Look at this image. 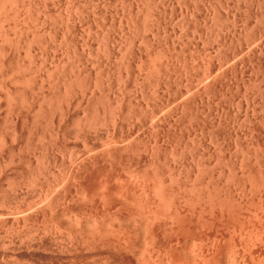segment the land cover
Returning <instances> with one entry per match:
<instances>
[{"label": "rangeland", "instance_id": "374dc122", "mask_svg": "<svg viewBox=\"0 0 264 264\" xmlns=\"http://www.w3.org/2000/svg\"><path fill=\"white\" fill-rule=\"evenodd\" d=\"M32 1L39 9L53 3L61 13H79L66 0L64 5L62 0ZM78 1L84 12L75 22L76 34L91 51L78 58L85 82L67 100L60 105L42 99L57 92L47 83L51 68L69 67L58 43L47 51L45 65L40 57L37 68H29L22 54L0 72V263L68 264L64 253L58 254L66 251L58 247L63 236L86 233L99 222L123 227L133 212L122 201L125 190H137L143 180L150 185L160 174L164 182H180L186 191L195 185L188 196L193 201L197 196L198 204L227 210L226 223L217 220L211 230L198 227L194 235L198 244L205 233H215L218 250L212 264H227L245 246V239L239 240L242 230L245 236L264 226L252 220L240 230L235 220L240 205L246 207V202L253 210L258 199L264 200V0ZM150 21L156 30L152 22L146 26ZM100 31L109 32L108 54ZM66 67L61 70L72 74ZM172 184L175 191L182 188ZM263 230L257 244L264 241Z\"/></svg>", "mask_w": 264, "mask_h": 264}, {"label": "bare ground", "instance_id": "6f19581e", "mask_svg": "<svg viewBox=\"0 0 264 264\" xmlns=\"http://www.w3.org/2000/svg\"><path fill=\"white\" fill-rule=\"evenodd\" d=\"M45 1V0H43ZM51 1V0H50ZM61 1V0H59ZM66 2L69 4V8H74L79 10L77 14L75 13H61L58 9L53 8L54 4L52 3L50 7L52 8H41L32 4V0H0V72H7L5 67L8 68V64L12 63L16 59H19L22 55L27 59V65L30 67L34 66L40 57L42 58L43 64H46L45 58L48 55V50L50 47L54 48V44L58 43L57 46L61 49L60 51L66 55L64 64L69 63L68 69L73 70V73L70 74L69 70L63 71L62 65L61 69H57V67L51 68L50 75L48 76V81L50 85H53L56 88L57 92H53L49 94L47 99L42 98L43 100L55 101L61 105V103L68 99L69 93L74 92L77 86H81L83 82V78L81 76V69L78 68L80 62H78L79 56H81L84 51L90 50V47L86 46L85 40H83L82 44L79 43L80 36L76 34V26L75 22L79 19L82 12H84V8L80 5L78 0H72ZM93 1V0H92ZM97 2L99 0H96ZM107 1V0H106ZM112 1V0H111ZM154 1V0H153ZM188 1V0H187ZM249 1V0H247ZM36 2V0H35ZM40 3L41 1L38 0ZM62 0V5L63 4ZM91 2V1H89ZM94 2V3H97ZM114 2V1H113ZM145 2V1H144ZM155 2V1H154ZM86 4V2H84ZM104 3V2H103ZM147 3V2H146ZM156 3V2H155ZM172 3V2H171ZM41 4V3H40ZM44 4V3H43ZM57 4H59L57 2ZM56 4V5H57ZM92 4V3H89ZM127 4V3H126ZM37 5V4H36ZM39 5V4H38ZM94 5V4H93ZM98 5V4H97ZM132 5V4H131ZM247 5V4H246ZM245 5V6H246ZM84 6V5H83ZM103 6V5H102ZM106 6V5H105ZM128 6V5H127ZM256 6V5H255ZM42 7V6H41ZM101 7V6H100ZM135 7V6H134ZM145 7V6H144ZM165 7V6H164ZM178 7V6H177ZM264 7V6H263ZM65 8V6H64ZM97 8V7H96ZM95 8V9H96ZM137 8V7H136ZM204 8V7H203ZM254 8V7H253ZM61 9V8H60ZM89 9V7H88ZM94 9V7H93ZM148 9V8H147ZM263 9V8H261ZM58 10V11H57ZM64 10V9H63ZM67 10V9H66ZM86 10V7H85ZM99 10V9H98ZM105 10V9H104ZM153 10V9H152ZM206 10V9H205ZM222 10V9H221ZM235 10V9H234ZM69 11V10H67ZM89 11V10H88ZM86 11V12H88ZM92 11V8H91ZM94 11V10H93ZM156 10H154L155 12ZM260 11V10H259ZM73 12V11H72ZM128 12V11H127ZM153 12V11H152ZM154 12L152 14H154ZM162 12V11H161ZM156 13V12H155ZM159 13V12H158ZM189 13V12H188ZM213 13V12H212ZM84 14V13H83ZM89 14V13H88ZM92 14V13H91ZM97 14V13H96ZM198 14V13H197ZM263 14V13H262ZM85 15V14H84ZM156 15V14H154ZM187 15V14H186ZM82 16V15H81ZM87 16V15H86ZM110 15H108L109 18ZM142 16V15H141ZM168 16V15H167ZM218 16V15H217ZM91 17V16H90ZM93 17V16H92ZM143 17V16H142ZM225 17V16H223ZM240 17V16H239ZM244 17V16H243ZM87 18V17H85ZM84 18V19H85ZM94 18H96L94 16ZM130 18V17H129ZM139 18V17H138ZM157 18V17H156ZM155 18V19H156ZM163 18V17H162ZM126 19V18H125ZM152 19V18H151ZM150 19V20H151ZM154 19V20H155ZM219 19V18H218ZM80 20V19H79ZM92 20V18H91ZM127 20V19H126ZM145 20V18H144ZM157 20V19H156ZM176 20V19H175ZM259 20V19H258ZM83 21V19H82ZM90 21V18H89ZM160 21V20H159ZM158 21V22H159ZM221 21V18H220ZM80 22V21H79ZM84 22V21H83ZM103 22V21H102ZM126 22V21H125ZM131 22V20H130ZM147 22L148 25L153 24L152 22ZM163 22V20H162ZM204 22V21H203ZM259 22V21H258ZM94 23V22H93ZM100 23V22H98ZM105 23V22H103ZM111 22H109L110 24ZM224 23V22H223ZM222 23V24H223ZM263 23V22H262ZM78 24V23H77ZM84 24V23H83ZM91 24V23H90ZM144 24V23H143ZM210 24V23H208ZM216 24V22H215ZM97 25V24H96ZM103 25V24H102ZM105 25V24H104ZM118 25V24H117ZM131 25V24H130ZM85 26V25H84ZM89 26V22H88ZM91 26V25H90ZM89 26V27H90ZM108 26V25H106ZM221 26V25H220ZM224 26V25H223ZM234 26V25H233ZM260 26V25H259ZM78 27V26H77ZM105 27V26H104ZM131 27V26H130ZM151 27V26H150ZM227 27V25H226ZM264 27V26H263ZM80 28V27H79ZM82 28V27H81ZM84 28V27H83ZM88 28V27H87ZM136 28V27H135ZM152 28V27H151ZM150 28V30H151ZM159 28V27H158ZM92 29V28H91ZM119 29V28H118ZM182 29V27H181ZM226 29V28H225ZM224 29V30H225ZM251 29V28H250ZM258 29V28H257ZM81 30V29H79ZM88 30V29H87ZM95 30V29H94ZM102 30V29H101ZM104 30V28H103ZM106 30V29H105ZM159 30V29H158ZM249 30V29H248ZM82 31V30H81ZM97 31V30H96ZM148 31V30H147ZM101 32V31H100ZM196 32V31H195ZM80 33V32H79ZM78 33V34H79ZM88 33V32H87ZM91 33V32H90ZM98 33V32H97ZM109 33V32H108ZM105 31L101 32V38L103 40L102 48L104 52L109 53V35ZM124 33V32H123ZM129 33V32H128ZM232 33V32H231ZM92 34V33H91ZM163 35V34H162ZM214 35V33H213ZM225 35V34H224ZM232 35V34H231ZM264 35V34H263ZM79 36V37H78ZM86 36V35H85ZM146 36V35H145ZM178 36V35H177ZM226 36V35H225ZM96 37V36H95ZM111 37V36H110ZM163 37V36H162ZM205 37V36H204ZM252 37V36H251ZM92 38V37H91ZM97 38V37H96ZM224 38V37H223ZM83 39V38H81ZM235 39V38H234ZM223 40V39H222ZM244 40V39H243ZM140 41V40H139ZM96 42V41H95ZM236 42V41H235ZM244 42V41H243ZM99 43V42H98ZM90 44V43H89ZM144 44V43H143ZM148 44V43H147ZM239 44V43H238ZM94 45V44H92ZM246 46V45H245ZM252 46V45H251ZM93 47V46H91ZM193 47V46H192ZM212 47V46H211ZM101 48V49H102ZM113 48V47H112ZM137 49V48H136ZM192 49V48H191ZM229 49V48H228ZM96 50V49H94ZM209 50V49H208ZM227 50V49H226ZM59 51V52H60ZM91 51V50H90ZM93 51V49H92ZM251 51V50H250ZM53 52V51H52ZM58 52V50H57ZM89 52V51H88ZM171 52V51H170ZM87 53V52H86ZM121 53V52H120ZM153 53V52H152ZM197 53V52H196ZM199 53V52H198ZM111 54V53H110ZM123 54V53H122ZM179 54V53H178ZM232 54V53H231ZM75 55H77L75 57ZM148 55V54H147ZM57 56V55H56ZM55 56V57H56ZM90 56V55H89ZM88 56V57H89ZM121 56V55H119ZM154 56V55H153ZM50 57V56H49ZM53 57V55H52ZM58 57V56H57ZM56 57V59H57ZM152 57V56H151ZM72 58V60H69ZM122 59V57H120ZM248 58V57H247ZM23 59V58H22ZM143 59V58H142ZM258 59V58H257ZM63 60V59H62ZM217 60V59H216ZM22 61V60H21ZM71 61V62H70ZM7 62V63H6ZM10 62V63H9ZM39 62V61H38ZM211 62V61H210ZM249 62V61H248ZM7 65H6V64ZM15 63V62H13ZM23 64L22 62H20ZM58 63V60H57ZM66 63V65H67ZM152 63V62H151ZM39 64V63H37ZM36 64V65H37ZM44 64V65H45ZM49 64V63H48ZM61 64V63H60ZM207 64V62H206ZM250 64V63H249ZM11 65V64H10ZM20 65V64H18ZM42 65V64H41ZM91 65V64H90ZM50 66V65H49ZM54 66V65H53ZM183 66V65H182ZM256 66V65H255ZM24 67V66H23ZM41 67V66H40ZM66 67V69H67ZM125 67V66H124ZM176 67V66H175ZM37 68V67H36ZM60 68V67H59ZM83 68V67H82ZM155 68V67H153ZM65 69V68H64ZM88 69V68H87ZM117 69V68H116ZM152 69V68H151ZM179 69V68H178ZM5 70V71H4ZM138 70V69H137ZM147 71V70H146ZM181 71V70H180ZM68 74H67V73ZM143 72V71H142ZM145 72V71H144ZM10 73V72H9ZM204 73V72H203ZM70 74V75H69ZM83 74V73H82ZM96 74V73H95ZM202 74V73H201ZM207 74V72H206ZM219 74V73H218ZM231 74V73H230ZM235 74V72H234ZM154 75V74H153ZM205 75V74H203ZM262 75V74H261ZM31 76V75H30ZM116 76V75H115ZM163 76V75H162ZM221 76V75H220ZM24 77V76H23ZM126 77V76H125ZM156 77V76H155ZM185 77V76H184ZM256 77V76H255ZM30 81V78H27ZM27 79L24 81L27 82ZM203 79V78H202ZM89 80V79H88ZM157 80V79H156ZM190 80V79H189ZM234 80V79H233ZM254 80V79H253ZM146 81V80H145ZM205 81V79H204ZM203 81V82H204ZM222 81V80H221ZM224 81V80H223ZM93 82V81H92ZM122 82V81H121ZM46 83V82H45ZM90 83V82H88ZM157 83V81L155 82ZM159 83V82H158ZM192 83V82H191ZM28 84V83H27ZM184 84V82H183ZM226 84V83H225ZM228 84V83H227ZM253 84V83H252ZM5 85V84H4ZM19 85V84H18ZM37 85V84H36ZM87 85V84H86ZM158 85V84H157ZM97 86V85H96ZM111 87V86H110ZM155 87V86H154ZM176 87V86H175ZM192 87V86H191ZM52 88V87H51ZM87 88V87H85ZM157 88V87H156ZM226 88V87H225ZM161 89V88H160ZM170 89V88H169ZM79 90V89H78ZM113 90V89H112ZM120 90V89H119ZM131 90V89H130ZM179 90V89H178ZM195 90V89H194ZM264 90V89H262ZM38 91V90H37ZM136 91V90H135ZM198 91V90H197ZM105 92V91H104ZM130 92V91H129ZM6 93V92H5ZM205 93V92H204ZM213 93V92H212ZM257 93V92H256ZM150 94V93H149ZM168 94V93H167ZM174 94V92H173ZM258 94V93H257ZM8 95V96H7ZM7 97L11 100L14 96L7 91ZM31 96V95H30ZM47 96V95H46ZM185 96V95H184ZM190 96V95H189ZM193 97V96H192ZM21 98H24L22 96ZM96 98V97H95ZM182 98V97H181ZM260 98V97H259ZM85 99V98H84ZM63 100V101H62ZM99 100V99H98ZM216 100V99H215ZM239 100V98H238ZM75 101V100H74ZM87 101V100H86ZM241 101V100H240ZM114 102V101H113ZM120 102V101H119ZM98 103V102H97ZM192 103V102H191ZM100 104V103H99ZM123 104V103H122ZM138 104V103H137ZM54 105V104H53ZM146 105V104H145ZM86 106V105H85ZM112 106V105H111ZM110 106V108H111ZM163 106V105H162ZM65 107V106H64ZM145 107V106H144ZM161 107V106H160ZM207 107V106H206ZM169 108V107H168ZM98 109V108H97ZM95 109V110H97ZM107 109V108H106ZM167 109V108H166ZM184 109V108H183ZM91 110V109H90ZM141 110V109H140ZM146 110V109H145ZM252 110V109H251ZM122 111V110H121ZM139 111V110H138ZM196 111V110H195ZM238 112V111H237ZM120 113V112H119ZM162 113V112H161ZM171 113V112H170ZM244 113V112H243ZM100 114V113H99ZM77 115V114H76ZM115 115V114H114ZM118 115V114H117ZM132 115V114H131ZM182 115V114H181ZM205 115V114H204ZM258 115V114H257ZM128 116V115H127ZM231 116V115H230ZM233 116V115H232ZM71 117V116H70ZM100 117V116H98ZM138 117V116H137ZM255 117V116H254ZM102 118V117H101ZM154 118V116H153ZM232 118V117H231ZM259 118V117H258ZM235 119V118H234ZM254 119V118H253ZM103 120V119H102ZM248 120V119H247ZM71 121V120H70ZM98 121V120H97ZM131 121V120H130ZM149 121V120H148ZM152 121V120H151ZM249 121V120H248ZM99 122V121H98ZM159 122V121H158ZM102 123V122H101ZM152 123V122H151ZM193 123V122H192ZM52 124V123H51ZM149 124V123H148ZM133 125V124H132ZM202 125V124H201ZM219 125V124H218ZM214 126V125H213ZM65 127V126H64ZM156 127V125H155ZM216 127V126H215ZM220 127V126H219ZM223 127V126H222ZM58 128V127H57ZM112 128V127H111ZM194 128V127H193ZM217 128V127H216ZM263 128V127H262ZM114 129V128H113ZM112 129V130H113ZM211 129V128H209ZM184 130V129H183ZM91 131V130H90ZM120 131V130H119ZM210 131V130H209ZM234 131V130H233ZM248 131V130H247ZM87 132V131H86ZM121 132V131H120ZM163 132V131H162ZM10 133V132H9ZM108 133V132H107ZM158 133V132H157ZM197 133V132H196ZM205 133V132H204ZM137 134V133H136ZM225 134V133H224ZM235 134V133H234ZM246 134V133H245ZM222 135V134H221ZM193 136V135H192ZM195 136V135H194ZM236 136V135H235ZM62 137V136H61ZM64 137V136H63ZM177 137V136H176ZM203 137V136H202ZM106 138V137H105ZM146 138V137H145ZM154 138V137H153ZM157 138V136H156ZM180 138V137H179ZM187 138V137H186ZM39 139V138H38ZM189 139V138H188ZM63 140V139H62ZM253 140V139H252ZM210 141V140H209ZM36 142V141H35ZM91 142V141H90ZM103 142V141H102ZM99 143V142H98ZM138 143V142H137ZM144 143V142H143ZM121 144V143H120ZM193 144V143H192ZM82 145V144H81ZM234 145V144H233ZM228 146V145H227ZM219 148V147H218ZM81 149V148H80ZM125 149V148H124ZM209 149V148H208ZM99 150V149H98ZM70 151V150H69ZM206 151V150H205ZM220 151V150H219ZM78 153V152H76ZM146 153V152H145ZM231 153V151H230ZM153 154V153H152ZM248 155V154H247ZM229 156V155H228ZM42 157V156H41ZM171 157V156H170ZM248 157V156H247ZM108 158V157H107ZM234 158V157H233ZM217 159V158H216ZM68 160V159H67ZM103 160V159H102ZM163 161V160H162ZM201 161V160H200ZM143 162V161H142ZM191 162V161H190ZM96 163V162H95ZM199 163V162H198ZM222 163V162H221ZM69 164V163H68ZM154 164V163H153ZM202 167V166H201ZM109 168V167H108ZM121 168V167H120ZM203 168V167H202ZM216 168V167H215ZM243 168V167H242ZM59 169V168H58ZM179 169V168H178ZM151 170V169H150ZM156 170V169H155ZM200 170V169H199ZM229 170V169H228ZM32 171V170H31ZM175 171V170H174ZM179 170L178 172H180ZM202 171V170H201ZM38 172V171H37ZM60 173V172H59ZM95 173V172H94ZM104 173V172H103ZM116 173V172H115ZM123 173V172H122ZM135 173V172H134ZM157 173V172H155ZM152 173V174H155ZM205 173V172H204ZM118 174V173H117ZM261 174V173H260ZM74 175V174H73ZM97 175V174H96ZM112 175V174H111ZM155 174V178L152 179V184L146 183L144 180L140 184H138L137 190L129 191L123 193V203L130 205L133 208V212L130 211V222L126 223L123 227L116 228L108 226V223L99 222L90 228L86 233L84 232H74L67 234V236L60 242V246L64 247L60 251L64 250L65 252H59L58 254H63L64 258L67 260L68 264H212L213 255L215 254V250L217 252L218 249H215L216 243L218 240L215 238L214 234L205 233L197 242L194 239V235H196L195 231L198 227H205L211 230L213 224L218 220L221 223L227 222V217L225 219L224 213L227 214V210L223 211L224 208L219 207L216 211L214 210L213 205L198 204L197 196L194 197L196 199V204L192 200L191 195L188 196L190 190L194 191V186L188 188H184L187 192L184 196V192L182 194L184 185L180 184V188L178 191L171 186L170 183L167 187H172L171 191L166 190V184L169 183L164 182L162 178ZM41 176V175H40ZM55 176V175H54ZM64 176V175H63ZM80 176V175H79ZM178 180V175L174 174L173 177ZM177 176V177H176ZM191 176V175H190ZM67 177V176H66ZM78 177V176H77ZM135 177V176H134ZM139 177V176H138ZM45 178V177H44ZM60 178V177H59ZM169 178V177H168ZM250 178V177H249ZM42 179V178H41ZM54 179V178H53ZM133 179V176H132ZM142 179V178H141ZM97 180V179H96ZM130 180V179H129ZM135 180V179H134ZM229 180V179H228ZM4 181V180H3ZM74 181V180H73ZM99 181V180H98ZM140 181V180H139ZM151 181V180H150ZM106 182V181H105ZM177 182V181H176ZM173 183L172 185H179ZM30 183V182H29ZM166 183V184H165ZM195 183V182H194ZM211 183V182H210ZM117 184V183H116ZM119 184V183H118ZM136 184V185H137ZM233 184V183H232ZM133 185V184H132ZM182 185V186H181ZM187 185V184H186ZM193 185V184H192ZM190 186V185H189ZM234 186V185H233ZM100 187V186H99ZM119 187V186H118ZM186 187V186H185ZM79 188V187H78ZM177 188V187H175ZM177 188V189H178ZM241 188V187H240ZM252 188V187H251ZM222 189V188H221ZM260 189V188H259ZM46 190V189H45ZM41 191V190H40ZM217 191V190H216ZM42 192V191H41ZM76 192V191H75ZM84 192V191H83ZM181 192L182 195H180ZM189 192V193H188ZM207 192V191H206ZM193 193V192H192ZM207 193H210L207 192ZM206 193V195H208ZM218 193V192H217ZM47 194V193H46ZM49 194V193H48ZM53 194V193H52ZM115 194V192H114ZM119 194V193H118ZM121 194V193H120ZM197 195V194H196ZM218 195V194H217ZM37 196V195H36ZM46 196V195H44ZM99 196V195H98ZM194 196V195H193ZM192 196V197H193ZM50 197V196H49ZM116 197V196H115ZM212 197V195H211ZM243 197V196H242ZM260 197V195H259ZM258 197V198H259ZM44 198V197H43ZM65 198V197H64ZM69 198V197H68ZM73 198V197H72ZM210 198V197H209ZM207 198V199H209ZM256 198V197H255ZM56 199V198H55ZM101 199V198H100ZM201 199V198H200ZM206 199V200H207ZM60 200V199H59ZM99 200V199H98ZM102 200V199H101ZM121 200V199H120ZM204 200V198H203ZM246 200V199H245ZM253 200V199H252ZM84 201V200H83ZM121 201V203H122ZM199 201V200H198ZM209 201V200H207ZM212 201V198H211ZM264 201V200H263ZM262 199L256 198L255 206H260V209L255 208L253 210L248 209L246 202L244 203L246 207L240 205V209L235 215V220L237 221L240 230L243 226H246L250 221L254 220L256 226L259 224L262 226L264 223V202ZM61 202V201H60ZM101 202V201H100ZM251 198L250 202L251 203ZM69 203V202H68ZM95 203V202H94ZM99 203V202H98ZM107 203V202H106ZM210 203V202H209ZM241 203V204H243ZM255 203H252L253 205ZM55 204V203H54ZM57 204V203H56ZM119 204V203H118ZM248 204V202H247ZM62 205V204H61ZM60 205V206H61ZM69 205V204H68ZM86 205V204H85ZM109 205V204H108ZM123 205V204H122ZM238 205V204H237ZM8 206V205H7ZM120 206V205H119ZM124 206V205H123ZM213 206V207H212ZM249 206V205H248ZM252 206V205H251ZM15 207V206H14ZM33 207V206H32ZM90 207V206H89ZM102 207V206H101ZM109 207V206H108ZM122 207V206H121ZM126 208V206H124ZM9 208V207H8ZM40 208V207H39ZM38 208V210H39ZM74 208V207H73ZM103 208V207H102ZM217 208V207H216ZM254 208V206H253ZM27 209V208H26ZM30 209V208H28ZM62 209V208H61ZM81 209V208H80ZM128 209V208H126ZM125 209V210H126ZM130 209V208H129ZM44 210V209H43ZM54 210V209H53ZM70 210V209H69ZM117 210V209H116ZM132 210V209H130ZM253 211V212H250ZM61 211V210H60ZM112 211V210H111ZM114 211V210H113ZM22 212V211H21ZM65 212V211H64ZM109 212V211H108ZM236 212V211H234ZM232 212V213H234ZM111 213V212H110ZM109 213V214H110ZM128 213V211H127ZM132 213V214H131ZM231 213V214H232ZM51 214V213H50ZM71 214V213H70ZM74 214V213H73ZM120 215V214H119ZM51 216H53L51 214ZM87 216V215H86ZM104 216V215H103ZM127 216V215H126ZM226 216V215H225ZM99 217V216H97ZM68 218V217H67ZM82 218V217H81ZM89 218V217H88ZM104 218V217H103ZM106 218V217H105ZM110 218V217H109ZM48 219V217H47ZM234 219V216L233 218ZM82 220V219H81ZM107 220V219H106ZM105 220V221H106ZM109 220V219H108ZM111 221H114L110 218ZM127 220V219H126ZM231 220V219H230ZM76 221V220H75ZM104 221V220H103ZM66 222V221H65ZM92 222V221H91ZM107 222V221H106ZM121 222V221H120ZM119 222V223H120ZM225 222V223H226ZM234 222V221H233ZM81 223V222H80ZM96 223V222H95ZM115 223V222H113ZM118 223V224H119ZM235 222V224H237ZM247 223V224H246ZM23 224V223H22ZM73 224V223H72ZM77 224V223H76ZM75 224V225H76ZM91 224V223H90ZM94 224V223H92ZM246 224V225H244ZM79 225V224H78ZM114 225V224H113ZM218 225V224H217ZM220 225V223H219ZM224 225V224H222ZM227 225V224H226ZM232 225V224H231ZM237 225V226H238ZM252 227L254 224L252 223ZM85 226V223H84ZM215 226V225H214ZM213 226V228H214ZM238 227V228H239ZM221 228V227H220ZM225 228V227H223ZM237 228V227H236ZM246 228V227H245ZM243 228V229H245ZM262 226L256 232L254 228H251L249 233L242 230L243 234H239V240H244L245 243L243 245L244 248L242 252H235L229 259L227 264H264V253H260L257 251L258 245L256 241L258 239V234L262 233ZM215 229V228H214ZM217 229V228H216ZM233 229V228H231ZM248 229V227H247ZM32 230V229H31ZM37 230V229H36ZM60 230V229H59ZM80 230V229H79ZM87 230V229H86ZM201 230V229H200ZM220 230V229H219ZM225 230H227L225 228ZM250 230V229H248ZM30 231V230H29ZM44 231V230H43ZM215 231V230H214ZM218 231V230H217ZM264 231V230H263ZM10 232V231H9ZM34 232V231H33ZM240 232L239 229L237 231ZM248 232V231H247ZM15 233V232H14ZM21 233V232H20ZM36 233V232H35ZM218 233V232H217ZM216 233V234H217ZM225 233V232H224ZM237 233V234H238ZM236 234V232H235ZM248 234V235H247ZM257 235L256 237H252ZM264 234V233H263ZM12 235V234H11ZM55 235V234H54ZM210 235V236H209ZM221 235V234H220ZM262 235V234H261ZM51 236V235H50ZM56 236V235H55ZM60 236V235H59ZM197 236V235H196ZM214 236V237H212ZM226 236V235H225ZM235 236V235H234ZM238 236V237H239ZM9 237V236H8ZM13 237V236H12ZM26 237V236H25ZM43 237V235H42ZM223 237V236H222ZM229 237V236H228ZM227 237V238H228ZM260 237V236H259ZM264 237V236H263ZM262 237V239H263ZM24 238V237H23ZM39 238V237H38ZM226 238V237H225ZM224 238V239H225ZM227 238L225 239L227 241ZM255 238V239H253ZM27 240V239H26ZM35 240V239H34ZM58 241V240H57ZM225 241V242H226ZM223 242V241H221ZM228 242V241H227ZM7 243V242H6ZM262 243V244H263ZM62 244V245H61ZM226 244V243H223ZM257 244V245H256ZM3 245V244H2ZM12 245V244H11ZM30 245V244H29ZM228 245V244H226ZM264 245V244H263ZM13 246V245H12ZM34 246V244H33ZM57 246V245H56ZM236 246V245H235ZM4 247V246H3ZM221 247V246H220ZM218 248V247H217ZM230 248V247H229ZM239 248V247H238ZM2 249V248H1ZM8 249V248H7ZM38 249V248H36ZM55 249V248H53ZM233 249V248H232ZM263 249V248H262ZM221 252V251H220ZM225 252V251H224ZM230 253V252H229ZM218 254V253H217ZM224 254V253H223ZM227 254V253H226ZM62 256V255H61ZM227 256V255H226ZM63 258V257H62ZM229 258V257H228ZM48 260V259H47ZM57 261V260H56ZM59 262V261H58ZM216 263V262H214ZM219 263V262H218ZM1 264V263H0Z\"/></svg>", "mask_w": 264, "mask_h": 264}]
</instances>
